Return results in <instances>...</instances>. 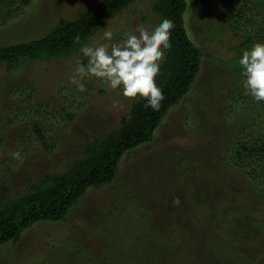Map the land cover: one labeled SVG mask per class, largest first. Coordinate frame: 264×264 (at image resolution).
Here are the masks:
<instances>
[{
  "label": "rangeland",
  "instance_id": "374dc122",
  "mask_svg": "<svg viewBox=\"0 0 264 264\" xmlns=\"http://www.w3.org/2000/svg\"><path fill=\"white\" fill-rule=\"evenodd\" d=\"M98 1L26 0L20 15L0 28V45L41 37L54 24L74 19L81 9ZM151 2L132 0L85 44L118 43L138 24H153L158 16ZM243 3L188 0L185 26L203 53L190 91L167 111L150 142L122 156L112 182L90 187L64 219L38 221L4 242L0 264H264V254L256 257L259 250L254 243L240 239V244L229 231L231 238L217 240L228 222L225 209L218 205L221 178H204L197 172L200 158L211 163L210 158L219 156L216 132L230 119L227 111L231 102L226 101L225 87L239 79L230 70L238 64L230 45L239 37L220 36L215 24ZM105 30L113 31L111 41L101 39ZM225 34L230 35V31L225 30ZM82 59L87 58L76 52L57 60H24L10 70L0 62V199L9 195V189L26 191L29 181L62 170L92 137L117 127L127 113L130 98L105 85L103 92L99 91L94 77L81 81L85 91L77 90L70 78L77 60ZM18 87L34 88L30 106L28 99L21 101L19 95L9 93L10 88ZM70 95L80 105L73 120L60 110L72 100ZM24 107H39V120L50 124L49 150L28 125L33 119L31 111L24 117L13 116L15 109ZM12 152H20L22 160L13 159ZM212 167L217 172V167ZM225 182L232 196L241 197L239 180ZM197 195L209 209L205 223L184 210L192 207L191 198L195 202ZM116 204L118 209L114 210ZM253 235L263 238L255 228Z\"/></svg>",
  "mask_w": 264,
  "mask_h": 264
},
{
  "label": "trees",
  "instance_id": "16d2710c",
  "mask_svg": "<svg viewBox=\"0 0 264 264\" xmlns=\"http://www.w3.org/2000/svg\"><path fill=\"white\" fill-rule=\"evenodd\" d=\"M25 1L0 0V28L20 15ZM131 1L99 0L96 4L81 9L74 19L54 24L41 37L0 45V62L5 63L6 69L10 70L24 60L69 58L79 52L80 47L106 20L117 15ZM243 4L232 7L234 11L215 24L220 36L239 37L237 43L230 45L232 56L235 54L238 59L237 66L230 69L226 64L221 66L220 63L222 68L228 67L239 79L232 80V84L225 87L226 101L231 102L227 111L230 119L218 126L216 132L215 147L219 156L210 158L211 163L200 158L201 164L197 162V172L204 178L214 179L218 175L221 178L219 197L222 199L217 204L225 209L228 222L217 240L227 241L232 232L240 244V239L254 243L260 251L256 254L258 257L259 253L264 254V102L254 101L246 94L239 57L253 43L264 42V0H244ZM151 8L158 19L166 17L174 24L170 30L171 48L167 50L160 64V72L155 77L164 96L161 107L158 111H153L144 106L145 97L137 95L130 98L127 113L120 124L92 137L83 145L81 153L66 163L62 170L46 172L38 179L29 181L26 191L12 192L9 189V195L0 199V246L38 221L57 222L64 219L69 209L90 187L112 182L122 156L150 142L167 111L190 91L200 71L203 53L185 26L188 0H152ZM225 30L230 31V35H226ZM206 56L211 57L208 54ZM221 61L225 62L224 59ZM81 63L86 64L87 59H82ZM103 86L98 81L99 91L103 92ZM33 90L34 88L18 87L15 90L10 88L9 93L19 95L21 101L28 99L27 105L30 106V94ZM70 97L72 100L69 104L61 106L60 110L66 114L67 119L73 120L80 105L74 95ZM25 107L18 111L15 109L13 116L24 117L26 111H31L33 119L28 125L44 149L49 150L51 145L47 129L50 124L47 126L39 120V107H33L32 110L31 107L28 110ZM2 141L3 137H0V142ZM179 161L183 162L184 159L180 158ZM213 165L217 167V172L213 170ZM228 180L233 183L239 180L241 197L237 194L232 196L230 186L225 182ZM201 197L195 202L191 198L192 207L184 210L205 223L209 209L203 206L204 200ZM113 208L118 209V205ZM220 210L216 211L217 215ZM253 228L258 229L260 237H263L261 240L252 236ZM213 248L216 249V246ZM109 264L118 263L112 261Z\"/></svg>",
  "mask_w": 264,
  "mask_h": 264
},
{
  "label": "clouds",
  "instance_id": "9594fccd",
  "mask_svg": "<svg viewBox=\"0 0 264 264\" xmlns=\"http://www.w3.org/2000/svg\"><path fill=\"white\" fill-rule=\"evenodd\" d=\"M173 27L171 20L161 17L150 25L138 24L134 32H125L118 43L82 45L79 52L87 58V63L77 60L71 82L83 92L86 88L81 81L94 77L123 97H145L144 106L158 111L164 96L155 77L171 48L169 38ZM113 35V31L105 30L101 39L111 41ZM239 65L246 94L254 101L264 102V42H255L245 49L239 57ZM11 156L22 160L20 152H12Z\"/></svg>",
  "mask_w": 264,
  "mask_h": 264
}]
</instances>
